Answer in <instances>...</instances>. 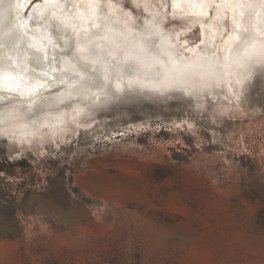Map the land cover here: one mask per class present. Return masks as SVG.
<instances>
[{"label":"rangeland","instance_id":"rangeland-1","mask_svg":"<svg viewBox=\"0 0 264 264\" xmlns=\"http://www.w3.org/2000/svg\"><path fill=\"white\" fill-rule=\"evenodd\" d=\"M169 2L152 0L156 50L102 12L115 90L17 116L25 102L0 101V264H264V64L230 80L216 58L225 29L207 43L189 16L167 23ZM111 18L122 24L103 30ZM170 48L204 65L160 64Z\"/></svg>","mask_w":264,"mask_h":264},{"label":"snow or ice","instance_id":"snow-or-ice-1","mask_svg":"<svg viewBox=\"0 0 264 264\" xmlns=\"http://www.w3.org/2000/svg\"><path fill=\"white\" fill-rule=\"evenodd\" d=\"M32 2L33 0H15L14 3L13 0H0V92L4 93L3 101L10 103L13 100L21 99L25 92L30 97H42L43 93L51 87L49 73H55L57 69L63 75L53 76L52 78L59 80L60 83H64L65 78H67L69 82L79 81L100 87L99 77L86 79L74 66L65 67L64 58L68 55V48L71 47L70 42L67 45H60L61 52H53L47 57L48 64L46 65L44 63L46 56L42 50L24 41L27 33L22 30L23 24L19 18V10ZM251 3L252 0H170L165 5L171 10L167 23L174 24L178 22L180 18L177 16V9L184 12L185 9L190 7L198 8L200 9L198 14L205 17L204 20L200 21L202 27L207 25L223 28L225 31L222 35L229 37L238 52L241 54L249 53L248 59L253 55L264 58V37L259 39V47L257 48V38L244 26L246 9L251 7ZM261 4L264 5V0H261ZM85 6L88 9L89 16L92 17L107 9L108 13L118 14L125 24L131 21L132 25L142 33H148V36L142 41L148 49L156 50L162 46L155 39L161 35L158 29L162 22L156 21L154 14L151 12L152 7L161 5H153L152 0H122V2L121 0H87ZM77 7L78 3L73 2L72 8ZM13 10H15L16 15L15 18L10 19L9 14ZM229 10L232 12L231 17L227 15ZM210 13L215 15L210 16ZM145 14L152 16V20H147ZM73 15L84 19L83 16L77 13H73ZM247 15L250 16L252 13L248 12ZM133 16H135V19H133ZM138 20L143 22L137 23ZM150 25L155 27H150ZM92 27L99 28L100 25L93 23ZM55 31H59V24L56 25ZM88 31L85 30L83 40H81L78 33L76 34V54L83 59L93 58L95 63L101 65L109 63L99 51V46L93 43ZM149 37L152 38L149 39ZM56 39L59 41L60 37L57 36ZM53 47H56V45ZM29 49H34L30 55L28 53ZM53 64H55V68L52 67ZM104 71L106 72L107 69H104ZM107 78V75H105L104 79ZM116 88H119L118 84Z\"/></svg>","mask_w":264,"mask_h":264},{"label":"bare ground","instance_id":"bare-ground-1","mask_svg":"<svg viewBox=\"0 0 264 264\" xmlns=\"http://www.w3.org/2000/svg\"><path fill=\"white\" fill-rule=\"evenodd\" d=\"M15 0H13V3ZM73 2L78 3V7L73 9L72 4ZM81 2V3H80ZM87 0H33V2L29 5H26L22 7L19 10V18L23 24V31L27 33V35L24 37V41L31 43L35 47H39L42 52L45 54L46 59L44 63L47 65L48 64V59L53 52H58L61 44H68V35L67 32L71 34L73 37V46L71 50L68 51V55L65 56V67H68L69 65L74 66L77 71H80L86 79L88 78H96L99 77L101 81V86L100 87H95L90 84H85L83 82L79 81H73L69 82L67 78H65L64 83H60L59 80L53 79V76H59L63 75L59 71V69L56 70L55 73H49V84L51 85L50 90L53 89V91L49 92L45 91L43 93V96H36V97H30L27 92L24 93L23 97L21 99H17L21 102H25V106L18 111L17 109H13L10 111L8 114L17 116L19 113L23 112H28L29 108L34 105V104H39V103H45L47 100L49 101H61L65 99L66 97L72 96V95H81L83 97H91V99H95L97 95L102 92V87L109 82L110 88L115 90V86H113L112 79H115L114 82L116 83L117 79L119 80V69L115 67V65H112L110 62L106 63L105 65H101L98 63H95L93 58H88V59H83L80 56H78L75 52V45L77 43V33L79 34V37L81 40H83L85 36V30L88 31V35L92 38L93 43L95 45L99 46V51L105 56L107 60V49L101 46V36L98 34L96 35L94 31L96 28L92 27V24H101V17H102V12H99L97 16L92 17L89 16L88 9L86 8ZM200 9L195 8V7H190L185 9L184 12H181L179 9L176 10L177 16L180 17L181 15L184 16H189L192 19V22H199L204 20L205 17L200 16L199 13ZM248 12H251L252 15H247ZM73 13H77L80 16H83L84 19L77 18L76 16L73 15ZM246 13V21L249 27V32L253 34L257 38V43L256 47H259V39L261 37H264V5L261 4V0H252L251 7L247 10ZM15 10H13L9 14V18L13 19L15 18ZM215 15V14H214ZM213 15V16H214ZM227 15L231 17L232 12L231 10L228 11ZM58 18L59 22V30L61 29L62 33L61 34H56L54 33L51 28L49 27V20L51 18ZM119 19L120 17L116 16L115 17ZM34 19H37L38 21H35ZM114 18L107 19L105 20L103 30L111 27L114 24H122L121 20H118L116 23L113 20ZM111 22V23H110ZM56 24V25H57ZM124 26V24L122 25ZM55 27V26H54ZM69 29L66 32V29ZM109 30V29H108ZM218 30H215V26L210 27V29H204L201 26V33H202V38L201 40L211 43L212 41L214 42V35L217 33ZM94 33V34H93ZM104 33V32H103ZM59 36L60 40L57 41L56 37ZM230 40L228 36H224L222 41L218 44V54L216 58L220 63L223 65L226 63L227 70L232 71L230 72L231 78L233 81L236 79L235 74L237 72L243 73L242 76H244V69L245 66L248 68L251 63H262L264 64V58H261L259 55H253L251 56L250 59L247 57L249 56V53H243L241 54L236 50L235 48L232 50L230 54ZM56 45V47H53ZM173 47V46H172ZM171 51L170 53L167 52L165 53L164 56L159 57V62L160 64H166V63H173L177 62L181 66H184L185 68L191 67V66H197V65H204L203 62L201 61H196L198 58L197 56H192L189 55L185 59H177L174 61L172 58L173 54V49L170 48ZM34 49H29L28 53L29 55L31 54V51ZM200 49L195 51L196 54H200ZM251 51V50H250ZM115 52H117L115 50ZM116 57H120L117 55ZM261 61V62H259ZM53 68H55V64L52 65ZM231 70H230V69ZM95 69V71H93ZM104 69H107L105 72ZM161 70V68H160ZM185 70V69H184ZM206 71V70H205ZM206 73V72H205ZM107 75V79H104V76ZM103 79H102V78ZM242 78V77H241ZM124 81V78L122 79V82ZM47 87V85H46ZM176 87V85H174ZM163 91V90H162ZM161 91V92H162ZM105 92V90H103ZM98 93V94H95ZM4 96L3 92H0V101H3L2 97ZM81 109L80 105H75L73 108H70L69 110H66L64 112H73L74 115L75 113H79ZM1 127V125H0Z\"/></svg>","mask_w":264,"mask_h":264},{"label":"trees","instance_id":"trees-1","mask_svg":"<svg viewBox=\"0 0 264 264\" xmlns=\"http://www.w3.org/2000/svg\"><path fill=\"white\" fill-rule=\"evenodd\" d=\"M5 161H6V163L8 164V165H17V163H15V162H10V161H8L7 159H5ZM0 164H1V162H0ZM1 170H5V167H2V165H0V171Z\"/></svg>","mask_w":264,"mask_h":264},{"label":"water","instance_id":"water-1","mask_svg":"<svg viewBox=\"0 0 264 264\" xmlns=\"http://www.w3.org/2000/svg\"><path fill=\"white\" fill-rule=\"evenodd\" d=\"M259 62H261V61H259ZM256 64H259V63H258V62H255V63L253 62V63H251L250 66H249V68L252 69V67H253L254 65H256ZM249 76H250V75H249ZM101 78H102V77H101ZM102 79H103V78H102ZM121 87H122V86H120V88H121ZM124 87H128V86L123 85V88H124ZM121 89H122V88H121ZM117 90H118V89H117ZM119 90H120V89H119ZM72 96H74V95H72Z\"/></svg>","mask_w":264,"mask_h":264}]
</instances>
